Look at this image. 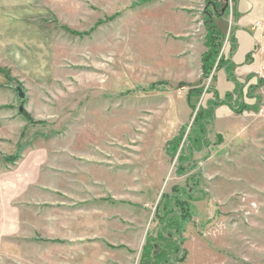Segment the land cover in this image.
I'll list each match as a JSON object with an SVG mask.
<instances>
[{"label":"rangeland","instance_id":"rangeland-1","mask_svg":"<svg viewBox=\"0 0 264 264\" xmlns=\"http://www.w3.org/2000/svg\"><path fill=\"white\" fill-rule=\"evenodd\" d=\"M0 4L51 6V23L35 25L28 54L0 57L8 81L0 105V170L14 171L29 149L34 181L13 203L25 222L17 236L3 237L0 264H140L148 238L159 236L164 196L186 187L199 194L181 224L183 264H264V31L255 27L264 25V4L254 11L249 40L239 38L242 59L255 47L235 73L244 86L240 102L250 110L217 107L205 147L182 176L180 158L199 133V111L218 97L238 98L226 73L217 72L236 35L231 0ZM54 5L61 10L54 13ZM207 12L226 40L204 78ZM178 139L174 152L169 145ZM18 140L24 148L16 153Z\"/></svg>","mask_w":264,"mask_h":264},{"label":"crops","instance_id":"crops-1","mask_svg":"<svg viewBox=\"0 0 264 264\" xmlns=\"http://www.w3.org/2000/svg\"><path fill=\"white\" fill-rule=\"evenodd\" d=\"M262 4H264V0H240L238 4H234V20L237 24V29H235L236 35L232 37L237 44V50L233 55L232 61L237 67L236 70L241 68L240 66L244 64L246 60L253 58L254 45H250V51L246 58H241L239 38L244 37L248 39L247 28L253 23L254 11H261ZM46 5L47 4H43V6L34 4H0V57H16L28 54L26 42L33 43L35 25H41L45 29V24H47L48 21L51 23L49 19L51 18V13L46 10ZM47 7L51 8L49 5H47ZM52 9L53 12L56 13L54 9L61 10V7L60 5H58V7L54 5ZM235 14H237V18H235ZM43 28L41 29V41H45L46 31ZM24 45L25 48L22 50ZM29 49L33 50L32 46ZM242 75L245 74L242 73ZM247 75L251 74L249 73ZM7 82V79L0 74V105L3 104L2 100L5 97L3 90L7 88ZM22 132L23 131L17 132L20 134V137L23 136ZM20 145L21 149H23L24 144H21L18 140V149L15 150L16 153ZM23 150L27 153L25 156L21 157L22 159L17 163L18 166L15 167L14 171L3 173V171L0 170V248L2 246L3 237L17 236L25 222L22 216L23 209L19 208L17 205H13L14 202L17 203L19 198L25 197L27 191L34 183L32 173L28 172V168L31 165L27 155L29 149L24 148ZM44 152L45 150H41V153Z\"/></svg>","mask_w":264,"mask_h":264},{"label":"trees","instance_id":"trees-1","mask_svg":"<svg viewBox=\"0 0 264 264\" xmlns=\"http://www.w3.org/2000/svg\"><path fill=\"white\" fill-rule=\"evenodd\" d=\"M231 1L233 4H238L240 0H231ZM210 4H213V9L215 10V12L219 11L218 4H216V2H209V5ZM237 17H238L237 14H235V18ZM209 18H210L209 20H206L207 52L203 55V59H202V72L204 78H209L210 75L212 74L213 68L219 56L221 55L223 45L226 40L225 36L222 34L220 29L213 24L212 22L213 16L211 15V13L209 14ZM230 44H231V52L229 54V57L226 59V57H224L223 55L221 56V60L219 62L217 72L223 70L226 73L228 80L235 85L237 91L236 96L238 98L236 102H234L232 100L233 96L230 94L226 95L224 100H221L218 97L208 102L207 110L202 109L199 111L195 125L198 126L197 131L199 132L198 134L200 135L197 134L196 137L191 136L188 138L189 145L185 150V152L188 153V157L180 158V166L178 168V174H180L181 176L184 175V171H185L184 165H187L192 161L194 152L198 151V149H202L205 147V143H206L205 137H206V129L208 126V122L209 123L213 122L214 111L217 107H219L220 105L229 104L235 111H237L238 107L241 106L242 109L237 113H242L244 110H250L246 106L245 107L242 106L240 102V97H242L243 95L244 86L237 80L235 74L237 67L232 61L233 55L237 50V44L233 37L230 39ZM213 79L215 80L216 78L214 77ZM157 87L158 86H154L152 87V89ZM181 87H183V85H181ZM201 94L202 91L199 90L192 91L190 92L189 100H191L192 96H198ZM251 110H253L255 113H258L259 109L255 108ZM177 142L178 143L169 145L170 148L174 150V152L178 150L181 139L180 140L178 139ZM18 159H19L18 157H15L14 159L11 158V161L17 162ZM195 184L196 186L199 184L197 180L192 182V185ZM193 189L195 191L191 193L190 187L176 188L175 190H173V193L171 195L164 196L163 200L165 201V206H164L165 215L162 218L163 222L161 224L159 236L156 239L148 238L142 251L140 264H183L184 263L187 254L182 247L184 243V239L182 237L183 230L181 224L189 221L190 210H191L189 200H192V198H194L196 195L199 194L198 187L197 189L196 187H193ZM159 215H160V211L156 217H160Z\"/></svg>","mask_w":264,"mask_h":264},{"label":"water","instance_id":"water-1","mask_svg":"<svg viewBox=\"0 0 264 264\" xmlns=\"http://www.w3.org/2000/svg\"><path fill=\"white\" fill-rule=\"evenodd\" d=\"M16 91H17V93H18V98H19L21 101H24V100L26 99V94H25L23 88H22V87H18V88L16 89ZM23 111H24V108H23V106H21V108H20V112H23Z\"/></svg>","mask_w":264,"mask_h":264},{"label":"built area","instance_id":"built-area-1","mask_svg":"<svg viewBox=\"0 0 264 264\" xmlns=\"http://www.w3.org/2000/svg\"><path fill=\"white\" fill-rule=\"evenodd\" d=\"M255 27L264 31V25H262L261 22H258L257 24H255Z\"/></svg>","mask_w":264,"mask_h":264}]
</instances>
